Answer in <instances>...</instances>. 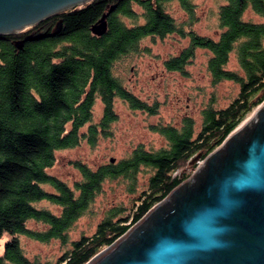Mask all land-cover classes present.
Instances as JSON below:
<instances>
[{"label":"trees","instance_id":"16d2710c","mask_svg":"<svg viewBox=\"0 0 264 264\" xmlns=\"http://www.w3.org/2000/svg\"><path fill=\"white\" fill-rule=\"evenodd\" d=\"M171 1L91 0L0 36V264H86L191 177L197 163L181 174L177 170L205 160L264 102V22L244 18L249 8L264 17V0H225L217 9L214 37L193 28L194 0H178L188 14L182 22L168 11ZM103 17L107 28L97 33ZM171 35L188 43L163 61L166 71L189 75L197 50L206 49L212 84L231 80L238 93L224 106L211 97L199 126L191 115L176 124L152 123L165 139L161 147L141 143L97 167L76 161L80 177L73 184L52 174L58 151L86 140L94 146L111 135L118 99L134 110L159 113L162 102L143 99L119 68L152 54L145 40ZM233 57L236 68L229 64ZM98 100L103 111L95 122ZM107 184L114 192L123 188L127 198L100 207L94 232L72 237L81 217L96 214ZM24 237L58 240L62 250L46 259L31 256Z\"/></svg>","mask_w":264,"mask_h":264},{"label":"water","instance_id":"95a60500","mask_svg":"<svg viewBox=\"0 0 264 264\" xmlns=\"http://www.w3.org/2000/svg\"><path fill=\"white\" fill-rule=\"evenodd\" d=\"M90 1L0 0V36ZM206 161L86 264H264V102Z\"/></svg>","mask_w":264,"mask_h":264},{"label":"rangeland","instance_id":"374dc122","mask_svg":"<svg viewBox=\"0 0 264 264\" xmlns=\"http://www.w3.org/2000/svg\"><path fill=\"white\" fill-rule=\"evenodd\" d=\"M223 2L225 0H194L197 19L192 25L198 33L217 36L219 33L217 30V9ZM167 9L178 22L187 21V11L184 10L180 1L172 0L168 3ZM244 18L252 19L255 22H264V17L256 14L250 8L246 11ZM187 43V38H181L178 35H171L156 42L145 40L143 45L152 46V54L138 56L137 60L128 61L119 68L123 70V75L129 81L132 90L143 99L149 102L157 99L162 102L158 114L149 115L141 110H134L118 99L116 111L119 117L112 123L111 135L101 137L94 146L86 140L73 148H64V150L58 151L57 162L49 171L73 184L74 180L80 177V171L75 167L76 161L82 160L92 167H97L101 163L108 162L111 157L119 160L127 156L136 145L141 143L147 148L161 147L165 143V139L152 129V123L170 122L176 124L184 115H191L199 126L202 109L211 97L218 98L220 106L227 105L232 96L238 93L240 86L231 80L222 81L216 85L212 84L211 76L207 71L206 62L209 54L206 49L197 50L196 59L188 67L189 75L168 72L163 67V61L170 57V54L178 53ZM229 64L231 68L238 67L234 57ZM129 66L130 72H128ZM260 107L250 112L235 131L247 122ZM102 111L103 104L98 100L94 108L95 122L102 117ZM86 129L85 127L83 130ZM195 162L197 166L193 173L205 160H190L176 173L181 174L188 171ZM112 186L114 185L107 184L105 186L106 195H99L94 206L96 214L89 213L78 220L76 227L71 231L72 237H79L81 232L87 234L94 232L102 217V213L97 212L100 207L110 205L117 199L127 198L123 193V188L115 189L114 192ZM48 189H50L49 186ZM24 247L31 256L38 255L44 259L56 257L62 250L58 240L41 243L27 237H24Z\"/></svg>","mask_w":264,"mask_h":264},{"label":"flooded vegetation","instance_id":"af4514ba","mask_svg":"<svg viewBox=\"0 0 264 264\" xmlns=\"http://www.w3.org/2000/svg\"><path fill=\"white\" fill-rule=\"evenodd\" d=\"M220 157L221 158H224L225 157V153H222L221 155H220ZM207 159V158H206ZM206 159H205V161H206ZM207 162V161H206ZM205 162V163H206ZM205 163H203L202 165V168H200V169H198V174L196 175L197 177L195 178V179H193V180H191L190 182H191V184H193L192 186H195V187H198V183H200L201 182V178H202V173L207 169V167H208V164H205ZM197 172V171H196ZM195 172V173H196Z\"/></svg>","mask_w":264,"mask_h":264}]
</instances>
